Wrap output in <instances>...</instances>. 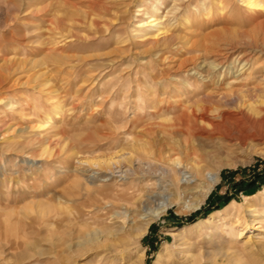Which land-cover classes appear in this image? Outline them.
Here are the masks:
<instances>
[{
    "label": "rangeland",
    "instance_id": "obj_1",
    "mask_svg": "<svg viewBox=\"0 0 264 264\" xmlns=\"http://www.w3.org/2000/svg\"><path fill=\"white\" fill-rule=\"evenodd\" d=\"M245 8L241 0H0V264H264V141H195L214 183L142 233L139 217L114 215L128 185L117 167L151 161L158 133L142 128L191 94L175 95L192 76L172 65L202 52H177L175 38L239 30L253 17ZM149 16L158 31L139 26Z\"/></svg>",
    "mask_w": 264,
    "mask_h": 264
},
{
    "label": "bare ground",
    "instance_id": "obj_2",
    "mask_svg": "<svg viewBox=\"0 0 264 264\" xmlns=\"http://www.w3.org/2000/svg\"><path fill=\"white\" fill-rule=\"evenodd\" d=\"M241 2L246 7L243 13L249 11L253 17L242 19L240 25L246 24L239 30L222 27L203 36L186 33L175 38L183 44L176 45L177 52H202L197 57L176 58L172 65L176 68L174 71L182 70L192 76V80L186 78L178 82L175 95L191 94L181 102L174 101L170 107L171 116L142 128L148 133L152 131L150 127L155 126L158 133L150 150L151 161L138 160L137 167H117L120 180L128 185L123 187L121 196L117 198L123 210H117L114 215L129 221L136 217L142 219L144 225L139 233L168 207L183 203L202 183H214L216 176L209 171L208 157L196 151L195 141L211 140L216 134L243 147L264 141V0ZM50 6L53 5L49 4L48 8ZM52 18L55 19V29H62L64 18L61 15ZM148 18L139 26H155L158 31L159 20L151 16ZM167 38L174 39L166 36L164 40ZM209 57L213 58L207 62ZM190 62L194 67H190ZM163 135H173V143L167 146ZM104 163L113 165L111 162ZM92 164L99 165L97 161ZM110 172L114 170L111 168ZM97 174L100 173L96 171L91 176L97 178ZM134 174H138L141 181L133 182L138 176L130 180ZM203 197L205 195H200V200Z\"/></svg>",
    "mask_w": 264,
    "mask_h": 264
}]
</instances>
